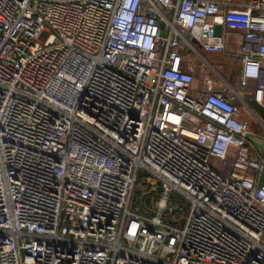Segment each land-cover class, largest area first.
Instances as JSON below:
<instances>
[{"label": "built area", "instance_id": "1", "mask_svg": "<svg viewBox=\"0 0 264 264\" xmlns=\"http://www.w3.org/2000/svg\"><path fill=\"white\" fill-rule=\"evenodd\" d=\"M201 49L264 107V0H0V264H264V139Z\"/></svg>", "mask_w": 264, "mask_h": 264}, {"label": "rangeland", "instance_id": "2", "mask_svg": "<svg viewBox=\"0 0 264 264\" xmlns=\"http://www.w3.org/2000/svg\"><path fill=\"white\" fill-rule=\"evenodd\" d=\"M195 59L198 63V71H197V75H196V79L193 83V89L191 91V94L196 96L197 95V92H195L194 90L196 89H200L203 87V78L206 74L205 71H202L201 70V59L199 58V54L197 53L195 55ZM208 73L212 74L213 75V71H209ZM214 76H216V74H214ZM251 86V85H250ZM238 94H241L240 92H237ZM242 96V95H241ZM237 98V97H236ZM239 100V102L242 104V106H245V104L243 103V101H240L241 99L237 98ZM249 110V109H248ZM241 115L247 119L249 122H250V125H251V129L254 130L256 133H258L259 135L261 136H264V127L262 126V124L260 123L258 117L253 114V112H251L250 110L249 111H246L245 109H241ZM211 163L213 164V166H215L216 168L220 169L222 172L224 173H228L231 169H232V160L229 159V160H221L217 157H213L212 160H211ZM145 180H149L152 182V178H150V176L147 178L145 177ZM144 181L141 182V184H143ZM151 182H146L147 184H149L150 186V189L147 190V191H144L142 194H141V197L139 198V201L138 202V205L137 203H135L134 199H135V196L136 194H134L133 196V203H132V209L134 210H139V208H142V207H146V211H148L149 213H154L156 210H159V202L162 198V195H161V192H156L155 190H153V184L151 186ZM142 188L140 185L138 186V188L135 190V193L136 191L140 190ZM153 193H156V195H153L152 196V203L149 204L148 206H146L145 204V201L143 202V199L145 197H147L148 195H151ZM183 203V205H186V203L183 201H181ZM136 204V205H135ZM175 203L173 201V194L171 197H169L168 199V207L167 208H170L171 205L173 206ZM178 211H182L181 210V206L175 204V210L173 211V207H172V212H171V215H173L175 213L176 215V220L178 221L179 219H181V215ZM169 212V211H167ZM167 215V214H166Z\"/></svg>", "mask_w": 264, "mask_h": 264}, {"label": "trees", "instance_id": "3", "mask_svg": "<svg viewBox=\"0 0 264 264\" xmlns=\"http://www.w3.org/2000/svg\"><path fill=\"white\" fill-rule=\"evenodd\" d=\"M201 53L203 54L204 57H206L205 53H207L206 51L201 49ZM221 54V57H213V58H207V60L212 63V65L218 70L219 73H221L227 80H229L231 83L237 85L239 83V81L241 80V74H239V62L240 60L234 59L232 56L226 55V54H222V53H218ZM229 58L231 60H233L235 63H231ZM223 66V68H222ZM245 109L246 111H249L245 106H242V104L240 105V110L241 109ZM252 109L254 110V114L258 117V119H260L263 123H264V109L261 108L260 106H253ZM144 177V175H142ZM141 176V177H142ZM142 177V178H143ZM142 188L138 191H136V196H135V203H137L139 201V198L141 197V194L144 191H147L150 189L149 184H147L146 182H144L143 184L140 185ZM156 193H153L151 195H148L147 197H145L143 199V202L145 201L146 206H148L149 204H151V200H152V196L155 195ZM136 205V204H135ZM146 207H142L139 208V212H145ZM170 214V212H168Z\"/></svg>", "mask_w": 264, "mask_h": 264}, {"label": "crops", "instance_id": "4", "mask_svg": "<svg viewBox=\"0 0 264 264\" xmlns=\"http://www.w3.org/2000/svg\"><path fill=\"white\" fill-rule=\"evenodd\" d=\"M205 55H206V57L207 58H213V57H221V54H218V53H212V52H207V53H205ZM205 57V58H206ZM206 58V59H207ZM208 59V60H209ZM229 60H230V62L231 63H235L233 60H231L230 58H229ZM239 62V64H240V66H239V74H241V66H242V64H241V62L240 61H238ZM212 64V63H211ZM222 68H223V66H222ZM220 76H221V81L219 82V87L221 88V87H225L226 85H229V86H231L236 92H240L241 94L240 95H242V97H243V99L245 100V102L246 103H244L245 104V107L247 108V109H249L250 111L252 110V111H254L253 109H252V107L253 106H255V105H257V106H260L261 108H263L264 109V107H262L260 104H258V103H256L254 100H253V95H254V88H255V84H256V82L254 81V80H251L250 82H249V84L247 85V86H245V87H243L242 86V84H241V81H239V83L237 84V85H235V84H233V83H231L229 80H227L221 73H220ZM241 76V75H240ZM251 85V86H250ZM238 101V100H237ZM239 102V101H238ZM240 103V102H239ZM240 105H241V103H240ZM259 121H260V123L262 124V126L264 125V123L259 119Z\"/></svg>", "mask_w": 264, "mask_h": 264}, {"label": "water", "instance_id": "5", "mask_svg": "<svg viewBox=\"0 0 264 264\" xmlns=\"http://www.w3.org/2000/svg\"><path fill=\"white\" fill-rule=\"evenodd\" d=\"M221 30H222V26L221 25H217L216 26V34H218V35L221 34ZM252 136H253V133H247V135H246V137L253 142V144L256 146L258 151H261L263 146H264V142H259L257 140H254L252 138ZM261 138L264 139V136H261Z\"/></svg>", "mask_w": 264, "mask_h": 264}]
</instances>
